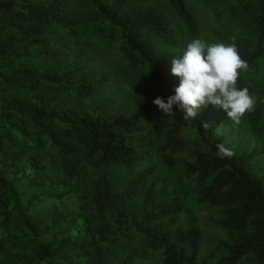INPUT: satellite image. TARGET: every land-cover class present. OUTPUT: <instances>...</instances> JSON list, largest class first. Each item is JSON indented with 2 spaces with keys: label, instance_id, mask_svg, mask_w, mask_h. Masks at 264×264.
<instances>
[{
  "label": "trees",
  "instance_id": "1",
  "mask_svg": "<svg viewBox=\"0 0 264 264\" xmlns=\"http://www.w3.org/2000/svg\"><path fill=\"white\" fill-rule=\"evenodd\" d=\"M227 13L247 36L237 86L255 107L241 120L264 154V0ZM197 38L186 0H0V264H264L258 155L218 158V144L233 146L153 104L174 94L171 59ZM95 43L127 65L133 111L99 99ZM160 117L151 137L139 120ZM154 153L166 170L191 167L179 186L220 210L228 239L206 256L190 194L140 170Z\"/></svg>",
  "mask_w": 264,
  "mask_h": 264
},
{
  "label": "rangeland",
  "instance_id": "2",
  "mask_svg": "<svg viewBox=\"0 0 264 264\" xmlns=\"http://www.w3.org/2000/svg\"><path fill=\"white\" fill-rule=\"evenodd\" d=\"M151 1L158 3L161 0ZM236 2L237 0H186L201 26L202 40L208 43L223 42L226 44L247 41L242 26L238 21L230 20L231 17L227 13L229 6ZM88 67L91 71H97L98 76L95 79L99 81L103 80V75L107 76L102 87H99V99L115 102L119 107L123 106L126 110L133 111V78L117 50H105L95 43L94 47L89 49ZM164 121L166 118L160 117L153 122L140 119L139 123L145 128L148 135L154 137V134L163 126ZM195 121L207 124L208 131L221 137L226 144L232 145L236 156L257 154L256 161L250 167L264 177L262 148L257 140L250 135L243 120L239 124L232 123L221 109L209 105L203 108L192 122ZM148 168L154 170L155 176L166 179L171 190L190 194L187 217L194 218L204 232L203 256L214 250L220 242L227 241L228 233L220 225V210L196 205L191 195L192 191L177 183L179 177L185 179L191 173V167L181 166L174 170H166L154 153L140 170ZM185 180L187 181V178Z\"/></svg>",
  "mask_w": 264,
  "mask_h": 264
},
{
  "label": "clouds",
  "instance_id": "3",
  "mask_svg": "<svg viewBox=\"0 0 264 264\" xmlns=\"http://www.w3.org/2000/svg\"><path fill=\"white\" fill-rule=\"evenodd\" d=\"M241 70H247V63L234 42L208 43L193 39L179 58L171 59L169 74L179 79L174 94L166 101L157 97L153 104L167 117L174 115L175 106L183 113L184 119L190 121L211 105L223 110L229 121L239 124L241 118L255 107L249 90L237 86ZM233 155L234 152L224 144L217 145L218 158Z\"/></svg>",
  "mask_w": 264,
  "mask_h": 264
}]
</instances>
